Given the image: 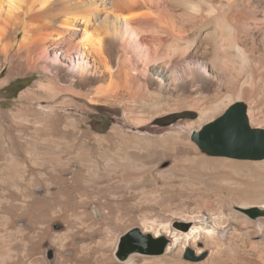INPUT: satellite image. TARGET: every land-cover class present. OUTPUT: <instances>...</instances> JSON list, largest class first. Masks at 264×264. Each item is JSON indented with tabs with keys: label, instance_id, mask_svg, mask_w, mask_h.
Wrapping results in <instances>:
<instances>
[{
	"label": "bare ground",
	"instance_id": "1",
	"mask_svg": "<svg viewBox=\"0 0 264 264\" xmlns=\"http://www.w3.org/2000/svg\"><path fill=\"white\" fill-rule=\"evenodd\" d=\"M255 12L249 0H0V67L4 59L9 73L22 71L38 51L53 52L55 70L35 85L31 98L48 102L50 108L63 105L70 117L64 134L81 139L40 142L35 161L53 166L50 170L64 183L65 192L78 190L69 177L79 179L82 188H96L92 198L83 195L72 207L66 200L47 208L48 203L33 196L32 181L24 179L25 167H9L7 179L23 197L19 208L39 207L36 223L50 217L38 228L44 235L49 232L56 249L48 261L45 249L25 242L16 248L17 236L3 233L0 264H73V255L80 264L89 259L92 264H264V243L248 242L250 235L264 230V217L251 219L243 211L264 209V155H209L181 129L171 133L174 139L164 141L127 132L118 122L106 133L90 126L81 129L86 107L99 103L121 104L125 123L138 127L183 109L196 112L204 123L239 102L245 106L248 125L264 130V37L249 36L250 45L244 41ZM262 21L253 35L264 31ZM200 35L206 39L202 47L197 44ZM125 50L144 68H126ZM76 57L77 68L58 67L60 58L74 62ZM186 60L190 70L179 64ZM96 61L103 63V70L93 69ZM57 73L69 84L58 86ZM203 91L207 94L198 95ZM187 127L194 130L191 123ZM88 135L96 143L83 138ZM177 145L193 150L180 152ZM143 149L150 154L173 151L171 167H149L148 159L140 156ZM95 150L106 167L90 160ZM71 161L84 165L85 173L68 167ZM174 175H181L185 183L172 184ZM156 176L165 180L162 185L141 182ZM58 217L64 220L62 231L50 232ZM150 236L160 237L152 248L127 244L118 254L125 261L117 259L121 239L123 244ZM188 250L193 260L186 259Z\"/></svg>",
	"mask_w": 264,
	"mask_h": 264
},
{
	"label": "rangeland",
	"instance_id": "2",
	"mask_svg": "<svg viewBox=\"0 0 264 264\" xmlns=\"http://www.w3.org/2000/svg\"><path fill=\"white\" fill-rule=\"evenodd\" d=\"M249 3L253 8L254 7L256 8L257 12L254 13V20H249L247 23L248 29L249 28L250 29L247 31L248 36L244 37L245 38L244 41H248L246 42L248 45H250L249 43H251V38L249 36L252 37L256 35L255 37H257V39H262L264 37V31L262 30L260 34L253 35V30L258 25L256 23L260 24L261 22L262 24L263 22L262 19L264 20V0H249ZM197 44L200 47L206 44V39L203 35L199 36L197 40ZM142 46H145V44L142 43ZM52 60H54V62H57V58L55 57V54L53 55V52L49 54L48 52L45 51H38L35 55L34 62L28 65L27 67H24L22 71L9 73L10 64L7 60L4 59L1 60L2 68L0 67V234L11 233L10 235L17 236L18 241H16L14 244L16 248H20L23 245V242H25V244L29 243L31 248H35L39 246L45 249L44 256L48 261L53 260L54 255L50 259L49 253L55 254L56 248L54 247V245H52L51 241L48 239L50 238L48 230H47L48 232L47 235H44V232H42L41 228L39 229L38 227H40L39 222H43V221L45 222V220L46 221L49 220L50 217H48V219L47 217L46 219H39L38 223H36L37 216L38 218H40L39 207H35L31 204L29 205V207L23 210L19 208L18 205L23 200V197L22 194L20 193L21 191L15 188V186L11 184V182L7 179L8 168L14 166L25 167L24 179L26 182L32 181L31 182L32 185L30 189L31 191L33 190L32 191L33 196L38 197L39 201H42L44 203L46 202V204L48 203L47 208L51 205V203L53 204V206L64 205L66 200L69 201L72 207L76 202H79V200L83 197V195L92 198L96 191V188L85 187V186H83L82 188L79 179L76 178L72 181L73 178L71 179V177H69L70 183L72 182V185L73 184L78 185V190L72 192H65L64 183L59 181V177L50 170V167L53 166L48 165V163L43 164L40 160H36L37 161L36 162L33 157L35 156V153H39L41 151L42 146L38 144L40 142L46 140L47 141L70 140V141H79V142L81 141L80 137L78 136L75 135L67 136L66 134H64V124L67 123V120L70 117L67 116L66 114L69 111L65 110L63 105H56L54 108H50V104H47L48 102L37 98H31L32 93L34 92L33 90H35V85L38 84V82L41 83L45 82L46 78L48 77V74H51L50 70H55L51 63L53 62ZM60 60L62 61V65L60 64L58 65V67L62 69L78 67L77 57L74 58V62L73 59L72 61H67L65 60V58H60ZM124 61L126 68L130 69L131 67L130 70L144 68V64L141 63L137 58L131 56V52L127 53L126 51V58ZM188 61L189 60L183 61V63L180 61L179 64L181 65L182 68H188V70H190L191 65L188 63ZM100 63L101 62H97V61L94 62V64L96 65H94L93 69L97 70L100 68L99 70H103L104 65L103 63L101 64ZM59 77L60 74L57 73L56 79L58 80V84H57L58 86L61 85L65 86L69 84L67 82L66 84L63 81H60ZM70 86L72 87L71 89H74V91L79 90L76 86L75 87L72 86V84H70ZM92 89H95V87H92ZM199 94L200 96H203L207 94V92L203 91L201 93H198V95ZM194 96H196V94ZM196 99L197 98L195 97L194 100ZM244 104L246 103L244 102ZM113 106H117V107L113 109ZM86 109H89V112L86 115L87 117L86 123L81 124L82 130H86L90 126L94 129L95 132L106 133L107 131L110 130L111 126L115 124V122H118V125H121L123 129L127 132L139 131L144 134L146 133L145 135L152 140L164 141L169 139L172 140V138L174 139L175 137L174 135H171V133L173 131L181 129L185 131L184 133H189L187 134L189 140L192 141L195 146L197 145V143L196 140L193 138L194 133L196 131H199L205 124L211 122L212 120L222 115L227 110L226 109L218 116L212 118L211 121L208 120L205 121L204 123H202L198 119V114L196 112L183 109L181 111L174 112L171 115L167 114L159 118L151 119L150 121L144 123L141 126L132 127L125 123L123 117L125 107L122 106L121 104H111L110 106H106L102 103H99V104L89 105L88 107H86ZM79 112L78 110L77 111L73 110L74 114H79ZM189 123H191L192 127L194 128V130H192L191 132H189L190 129L187 127V124ZM251 127L253 128L254 126ZM168 135L169 137H167ZM83 138H85L86 140H90V142L96 143V140L89 135ZM185 146L187 145H183V146L177 145V147H180L177 148V150L180 151L181 149L182 151L180 152H184V151L188 152L190 149H192L188 146L187 147ZM197 148L198 150H200L201 147L200 148L197 147ZM110 151H112L113 153L115 150L110 149ZM130 153L134 154L135 152L132 153V149H131ZM151 153L152 154L148 153L146 149L140 151L141 158L142 157L143 159L146 158L145 160L148 159L147 161L149 162V167H157L158 170L161 168L162 171H164L165 169L167 170L169 169V167H171L172 165L171 155H174L173 151L154 150ZM208 154L215 155L209 152ZM89 158L90 160L98 163L97 167H106V165L102 163L99 152L97 150H95V152L92 151L91 154L89 155ZM68 167H74V169L77 170L79 169L80 171L79 175H83L85 173V170L83 168L85 166L76 161H71L70 163H68ZM68 176L71 175L68 174ZM180 177L181 175H174L169 181L172 182V184L174 183L175 185H181L185 183V181H183V179ZM153 181L154 182L157 181L156 183L158 185H162L165 180L159 176H156L155 179L151 181L150 179L141 180L142 183H147V184L153 183ZM47 184L49 185V188H47ZM47 189H49V191L51 192L57 191L58 193L56 195H48ZM170 198H176V197L172 196ZM27 200L26 202L28 203L31 201L28 198ZM210 200H212V198ZM254 209H258L260 211L264 210L263 208L250 207L244 209L243 211L251 219H254L256 217H264L263 214L254 211ZM70 211L75 214L77 213V208H71ZM94 214L96 215L95 217H98V214L96 212H94ZM63 222L64 220L62 217L61 218L58 217L57 220L54 219V222L52 221V223L50 224L49 231L54 233L61 232L63 229ZM4 224H6V231L4 229ZM237 232L239 233L240 230L238 229L236 233ZM140 234L143 237L147 236V234L144 235L142 233ZM159 239L160 237H153V236H150L149 239L146 238L143 239L141 237H137L136 239L133 237L131 238V240L127 241V243L129 242L132 246L142 245L143 247L152 248L154 246V243L157 242ZM121 241L122 239L120 240L116 248L115 255L117 259L121 263H123L125 260L121 256L120 257L118 256L120 251H122L125 248L122 245ZM248 242L256 244L257 246L264 243V230L262 231V233L258 232V234L250 235ZM70 244L72 246L73 243ZM152 254L153 256L162 255L156 253H150V254L147 253L146 256ZM191 255H192V251L188 250L186 252V259L193 260ZM79 260L80 259L77 258L76 255H73L71 257L69 256V261L73 264H80V263H76V262H81ZM90 262L91 260L89 259V261L84 262V264L86 263L92 264Z\"/></svg>",
	"mask_w": 264,
	"mask_h": 264
},
{
	"label": "water",
	"instance_id": "3",
	"mask_svg": "<svg viewBox=\"0 0 264 264\" xmlns=\"http://www.w3.org/2000/svg\"><path fill=\"white\" fill-rule=\"evenodd\" d=\"M193 137L201 148L211 154L236 158H259L264 155V130L248 125L245 106L239 102L205 124ZM257 212L264 215V211ZM127 244L130 245L125 241L122 245L126 248ZM49 258H52L51 253Z\"/></svg>",
	"mask_w": 264,
	"mask_h": 264
}]
</instances>
